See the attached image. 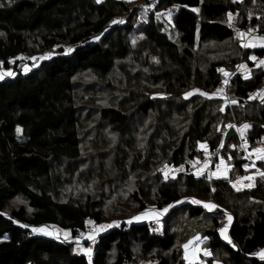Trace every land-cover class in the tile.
I'll return each instance as SVG.
<instances>
[{
    "label": "trees",
    "instance_id": "1",
    "mask_svg": "<svg viewBox=\"0 0 264 264\" xmlns=\"http://www.w3.org/2000/svg\"><path fill=\"white\" fill-rule=\"evenodd\" d=\"M253 1L258 10L250 13ZM154 6L143 22L136 18L133 22L137 10L124 0H0V62L4 69L20 56L34 57L55 48L58 52L36 67L23 61L24 73L15 71L19 74L14 79L0 80V264H89V256L73 251L74 242L31 234L30 228L52 225L80 240L91 232L87 221L102 222L99 200L91 196L65 199L64 191L75 181L84 141L75 80L90 75L110 88L114 73L122 75L119 83L124 84L127 100L119 104L120 109L99 112L100 128L104 136L110 132L122 138L121 151L116 152L122 160L114 165L123 183L132 178L129 200L136 211L148 207L160 211L180 200L211 202L218 205L213 211L199 205H190L186 211L189 218L209 221L203 235L211 256L219 253L224 264H264V259L254 255L264 249V176L256 180V186L236 191L230 179L198 176L191 167L201 154L197 146L205 143L209 158L229 157L235 175L243 173L236 154L227 148L238 138L227 143L224 136L212 139L219 121L225 126L249 125L242 145L264 141V102L249 99L262 85L264 67L253 77L228 79L235 103L209 97L220 87L223 69L238 62L252 66L249 55L264 54L259 48L242 52L236 38L247 29L264 33V0H155ZM157 13L162 14L160 19L154 18ZM118 17L126 20L124 25L106 32ZM137 25L149 46L146 50L130 46L128 36ZM224 44V60H215L217 47ZM206 45L213 46L212 58L203 49ZM66 47L71 49L70 55H66ZM134 61L144 71L134 75L126 67V62ZM152 86L161 87L159 104L150 98ZM189 92L193 95L186 101L183 95ZM128 107L141 115L155 112L162 121L154 128L136 126L134 142H125L122 136L130 124L125 113ZM176 122L179 128L173 126ZM220 143L222 150L217 149ZM204 159L202 156L199 161ZM162 163L180 171L174 178L162 180L157 172ZM261 168L264 172V166ZM91 177L107 176L93 173ZM87 183L83 180L84 186ZM16 197L25 199L31 213L20 207L5 216L4 210ZM221 207L233 217L231 244L218 232L225 217ZM163 226L133 223L100 234L93 240L91 264H135L133 241L143 260L151 255L156 264H184L178 261L174 248L176 235ZM85 239L83 248H88Z\"/></svg>",
    "mask_w": 264,
    "mask_h": 264
},
{
    "label": "rangeland",
    "instance_id": "2",
    "mask_svg": "<svg viewBox=\"0 0 264 264\" xmlns=\"http://www.w3.org/2000/svg\"><path fill=\"white\" fill-rule=\"evenodd\" d=\"M127 2L131 8H134L137 10V13L133 17L138 22H143L148 13L152 12L154 10V2L155 0H151L147 3H145L143 0H124ZM198 9H200L198 7ZM198 9L196 12L198 13ZM251 12L255 13L257 9V4L255 1L251 3L250 7ZM149 13V14H150ZM156 14L154 16L155 19H160L162 17V14L160 13ZM122 20V18L118 17L116 18V21ZM124 23L126 20H123ZM124 23H111V26L109 25L108 29H106V32L110 31L112 28L117 26H122ZM167 25V23H166ZM140 26H135L134 31L128 36L130 46L132 50L134 48H139L142 50H146L149 48V46L145 43L144 38L140 37L139 35ZM169 38L175 39V36L173 34H169V29L164 30ZM245 32H250V30H246ZM244 32V33H245ZM243 33V34H244ZM254 33H257L256 31ZM261 34V33H258ZM242 36V40L239 39V32L236 36L237 41L241 42V45L239 46L243 51L249 52L250 50L254 49V45H246L244 35ZM101 38V37H99ZM98 40V39H96ZM264 42V38H263ZM227 46V44L221 45L217 47V53L216 59L224 60L225 58V49L224 47ZM229 45L228 47H230ZM238 46V44H237ZM141 47V48H140ZM203 48L207 53L210 54V58H212V50L211 45H206ZM238 47V49H239ZM56 49V48H55ZM53 50L51 53L48 52L47 54H36L34 57L32 56H20L18 58H15L14 60L17 63L23 64V61H30L34 67L39 66L42 62H49L51 58L58 55V52L56 50ZM70 48L66 47L65 50H69ZM139 49L135 50L138 51ZM224 49V50H223ZM50 53V54H49ZM66 55H70L72 51L65 52ZM249 57H253L252 55H249ZM249 62L252 63V66H248L246 62H238L236 66L228 67V69L222 71V79L220 87L214 92L212 91L209 94V97L212 98L215 96L218 98H221L224 100L226 104L233 103V98L230 97L231 92L228 91V79L235 76L240 77H253L255 74L259 73L257 70H251V67L253 68H262L264 65H261V63H257L255 59H249ZM0 62V73H6V72H13L10 68L4 69L2 67L3 64ZM126 67L130 69L133 74H138L140 71H144L141 69V67L138 66V64L134 61V64L126 62ZM129 64V66H128ZM243 65V67H241ZM228 66V65H227ZM227 68V67H224ZM26 71V67L20 70V73H24ZM15 75H5L3 79L12 80L14 79L19 73L13 72ZM227 73V75H225ZM122 75L119 73H114L112 75L111 79V87L107 88L106 85L99 84L95 81L93 77L90 75H83L76 78L75 82V94L77 95V104L76 107L78 110V116H80L81 121V127L84 129V141L82 143V160L76 164V170L77 174L74 176L75 181L74 183L70 184L68 186L64 193H65V199L67 198H81L86 196H91L92 198H96L99 200L102 204L103 208V220L99 224H95L92 221H87L86 226L87 230H91V232L84 234L80 240H76L73 237V234L70 233L68 230H61L56 226L52 225H44L39 227L30 228L31 234H39V235H45L48 237L55 238L59 241H67V242H74L73 251L76 253H81L80 249L83 248V242L82 239L86 238L85 241L88 242L89 247H93V240H89L88 236L93 235L95 233V239L102 233H106L110 230L116 229V228H127L128 225L137 223L140 224L141 222H150V223H157L160 229H163V224L169 226L171 232H173L178 241L175 245V249L178 252L177 257L178 261L183 262L184 264H224L222 261V255L219 256V253L213 254L212 256L209 255V257H206L204 255V250L207 249L208 241L204 239L203 230H205L207 227L206 224L209 223L205 218L204 219H192L189 218L186 214L187 209L190 205H199L203 206V203L201 204H195L192 203V200H180V203H177L174 205V207L170 208L167 213H164L162 215L159 214V211L155 209L154 207H148L144 211H136V208L132 202L129 200V196L131 192L133 191L132 187V178H130V182L123 183L124 180H119L120 174L116 172L115 168V162L121 161L122 157L120 155H117L116 152L118 150L121 151L120 143H121V136L118 134H112L110 132L101 134V128L103 121L99 117V112L103 109L108 108H119V104L127 100V94L123 87V82L119 83L120 78ZM0 79V80H3ZM262 84H264V78L262 79ZM263 88V87H262ZM146 91V90H144ZM158 91H161V87H155L152 86L150 88V98H152L157 104H159V99L161 93ZM186 94H190L187 95ZM193 95V92L185 93L183 95L184 100L190 101V96ZM208 97V95H205ZM251 99H256L258 102H264V94L259 92L258 90L250 95ZM249 96V97H250ZM250 99V98H249ZM224 112V110H222ZM126 114H129V120L130 124L128 128L126 129L123 140L125 142H134L131 139H134V128L136 126H141V128L146 129L149 125H153V128L156 127L162 120L159 115H157L155 112H150L147 115H141L137 112H134L130 107H128ZM160 120V121H159ZM225 122L219 121L218 125L214 129V133L212 136V139L216 136L218 138H222L227 131L230 128H234L236 132V138L237 142L233 145H228V149L231 150L236 154V160L241 163V168L243 170V173L239 174L240 176L237 177L235 175L234 171L231 169V162L229 157H223L222 155H219L216 158H209L208 154V145L207 144H199L197 146V151L200 152V156H196V159L192 163H194L192 171L195 175L199 173L198 176H201L202 174L206 175L209 179H216V178H226L230 179V184L234 190L239 189L238 191L244 189V188H252L256 186L257 182L256 180L264 174L263 169L261 168L264 166V159H257L259 155L262 153L255 152V149H264V142L258 144V145H242L241 142L244 139V136L241 135V130L246 131V129L242 128L243 125H232L228 123L226 126L224 125ZM224 125V126H223ZM174 127H178V122L173 123ZM240 127V128H239ZM240 129V130H238ZM216 134V135H215ZM104 138V139H103ZM240 143L238 146L237 144ZM218 150H222L223 146L220 143ZM226 153V152H225ZM205 156V159L203 161H199V158ZM223 161V163H221ZM223 164V165H222ZM260 164V165H259ZM245 165H247V169L245 168ZM261 166V167H260ZM180 171V168H173L169 166L166 163H162L158 166L157 172L160 173L162 180H167L168 178H174L176 174ZM167 172L168 176L167 179L165 178L164 173ZM227 173L224 175V173ZM97 174V175H106L107 177L103 179H99L98 177H91V174ZM110 176L112 178L110 179ZM264 176V175H262ZM83 180H88L89 183H87L86 186L83 185ZM134 182V181H133ZM233 184L236 185V187H233ZM101 198V199H99ZM103 198V199H102ZM63 199L62 201H64ZM200 201V200H199ZM203 202V201H201ZM205 203V202H204ZM20 207H24L26 212L31 213L30 208L27 206V202L22 197H16L14 198L7 206V208L4 210L3 214L5 216H9L10 213L14 210H17ZM204 207V206H203ZM223 209V207H221ZM224 210V219L220 221V227L225 228V235L229 237V228L233 222V217L229 210ZM213 211V210H212ZM225 212H227L228 215L231 216V221L228 220L227 216L225 215ZM144 213H147L148 215H142ZM141 216V219L135 220L132 219L133 217ZM131 220V223H128V221ZM115 222V223H114ZM111 224V227H106L103 231H97L99 225H109ZM33 229H43V231H36L34 232ZM220 228H218L219 230ZM45 232L51 233V235H46ZM65 232L68 233V236H65ZM219 232V231H218ZM220 234V232H219ZM221 236V234H220ZM221 238L227 242L222 236ZM189 240H192V244L189 245L188 249L186 250L183 245H185ZM228 243V242H227ZM88 247V248H89ZM131 250L135 257V264H156V261H152L151 255H148V259H141L139 256V245L137 243H134V241L131 243ZM261 250L260 249L257 252H255V256L260 259V256L258 255ZM187 253L188 259H185V255ZM115 254V251L113 250L111 255ZM150 256V257H149ZM193 256H196L197 258L193 260ZM206 257V258H205ZM213 257V258H212Z\"/></svg>",
    "mask_w": 264,
    "mask_h": 264
},
{
    "label": "snow or ice",
    "instance_id": "3",
    "mask_svg": "<svg viewBox=\"0 0 264 264\" xmlns=\"http://www.w3.org/2000/svg\"><path fill=\"white\" fill-rule=\"evenodd\" d=\"M97 2H99V0H97ZM193 11H196V10L193 9ZM158 15H159V14H158ZM170 15H171V13H169V16H170ZM229 18L231 19V14H229ZM112 23H113V24H116V23H124V21H123V20H119V21L113 20ZM250 31H251V29H250ZM240 35H243V33H241ZM96 39H99V37H97ZM245 46H247V45H245ZM68 51L70 52L71 49H69ZM249 59H255V58H254V57H249ZM260 63H261V65H264V61H261ZM241 67H243V65H241ZM5 75H15V73H13V72H11V71L6 72V73H0V79H3ZM225 75H227V73H226ZM201 94H202V95H205L204 93H201ZM187 95H190V94H186V96H187ZM249 98L251 99V98H253V97L250 96ZM233 103H235V101H233ZM222 110H223V109H222ZM247 127H249V126H248V125H243V126H242V128H244V129H246ZM238 130H240V129H238ZM17 132H18V133L20 132V129H19V128H17ZM241 135L243 136V131H242V130H241ZM254 151H255V152H258V153H262L261 155H259V156L257 157V159H264V149H255ZM221 163H223V161H221ZM247 167H248V166L245 165V168H246V169H247ZM226 174H227V173L225 172L224 175H226ZM164 175H165V178L167 179L168 173L165 172ZM197 175H199V173H197ZM262 175H264V174H262ZM233 187H236V185L233 184ZM237 190H239V189H237ZM213 191H214V189H213ZM177 203H180V202L178 201ZM192 203H195V204H201V203H203L204 208H206V209L209 210V211H212L213 209H215V208L218 207V205H215V204H213V203H211V202L204 203V202H201V201H198V200H194V199L192 200ZM172 207H174V205H168L166 208L160 210V211H159V214L162 215V214H164V213H167V212L169 211V209L172 208ZM142 215H148V214H147V213H144V214H142ZM225 215L227 216L228 220L231 221L232 218H231L230 215L227 214V212H225ZM132 219L139 220V219H141V216H136V217H133ZM131 222H132L131 220L128 221V223H131ZM114 223H115V222H114ZM111 226H112L111 224H109V225H99L97 231H103L106 227H111ZM226 227H227V226H225V228H226ZM225 228H220L218 231L220 232L221 236H222V237H223L228 243L231 244L232 241L230 240V238H229L227 235H225ZM33 231H34V232H36V231H43V229H33ZM45 234H46V235H51V233H48V232H45ZM65 236H66V237L68 236V233H67V232H65ZM88 239H89V240H94V239H95V233H94L93 235H89V236H88ZM204 239H207V237H204ZM190 244H192V240H189L185 245H183V247L187 250ZM233 247H235L234 244H233ZM80 251H82L85 255L89 256V264H91V261H90V257H91V248H90V247H89V248H82V249H80ZM204 255H206V256H207V255H211V253H210L207 249H205V250H204ZM258 255L260 256L261 259H264V250H261V252H260ZM196 258H197L196 256H193L192 259L195 260ZM185 259H188L187 253H186V255H185Z\"/></svg>",
    "mask_w": 264,
    "mask_h": 264
},
{
    "label": "crops",
    "instance_id": "4",
    "mask_svg": "<svg viewBox=\"0 0 264 264\" xmlns=\"http://www.w3.org/2000/svg\"><path fill=\"white\" fill-rule=\"evenodd\" d=\"M229 18V17H228ZM233 17L231 16V19L229 18V20H230V22H234L233 20ZM255 31H250V32H245L244 33V37H245V40L243 41V43L246 41V45H248V47H249V45H254L255 44V48H259V49H261V50H264V42H263V38H264V33H261V34H258V32L257 33H254ZM255 58V60L257 61V63H260L261 61H264V54L262 55V57H254ZM260 68V67H259ZM259 68H253V67H251V70L253 69V70H257V69H259ZM252 70V71H253ZM249 77V76H248ZM262 81V80H261ZM227 84H228V82H227ZM263 87V88H262ZM258 91L259 92H261L262 94H264V84H262L259 88H258ZM232 97V96H231ZM244 125H246V124H244ZM249 126V125H248ZM240 128V127H239ZM249 129V127H247L246 128V131ZM243 131V130H242ZM246 131H243V136H244V134L246 133ZM264 142V141H263ZM242 143V142H241ZM258 144H260L259 142L256 144V145H258ZM245 145H247L246 144V142H245ZM223 165V164H222ZM245 189H250V188H244V189H242V190H240V191H243V190H245ZM236 191H238V190H236Z\"/></svg>",
    "mask_w": 264,
    "mask_h": 264
},
{
    "label": "water",
    "instance_id": "5",
    "mask_svg": "<svg viewBox=\"0 0 264 264\" xmlns=\"http://www.w3.org/2000/svg\"><path fill=\"white\" fill-rule=\"evenodd\" d=\"M236 137V132L234 128H230L225 134L224 143H227L231 138Z\"/></svg>",
    "mask_w": 264,
    "mask_h": 264
},
{
    "label": "built area",
    "instance_id": "6",
    "mask_svg": "<svg viewBox=\"0 0 264 264\" xmlns=\"http://www.w3.org/2000/svg\"><path fill=\"white\" fill-rule=\"evenodd\" d=\"M240 34H241V32H239V39L242 40V36ZM10 69L13 71H19L21 69V65L17 64L16 66H13L11 64ZM215 152H217V151L215 150Z\"/></svg>",
    "mask_w": 264,
    "mask_h": 264
},
{
    "label": "clouds",
    "instance_id": "7",
    "mask_svg": "<svg viewBox=\"0 0 264 264\" xmlns=\"http://www.w3.org/2000/svg\"><path fill=\"white\" fill-rule=\"evenodd\" d=\"M11 64H12V61L10 62V66H11ZM17 64H20L21 66H22V64L21 63H17ZM10 68V67H9ZM13 71V70H12ZM20 71V70H19ZM13 72H15V71H13Z\"/></svg>",
    "mask_w": 264,
    "mask_h": 264
}]
</instances>
